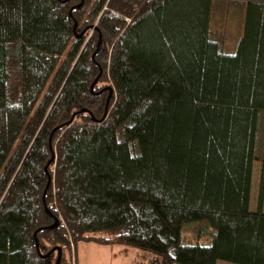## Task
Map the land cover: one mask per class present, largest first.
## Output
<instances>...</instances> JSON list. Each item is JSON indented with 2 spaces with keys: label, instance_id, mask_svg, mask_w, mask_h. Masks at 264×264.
<instances>
[{
  "label": "trees",
  "instance_id": "obj_1",
  "mask_svg": "<svg viewBox=\"0 0 264 264\" xmlns=\"http://www.w3.org/2000/svg\"><path fill=\"white\" fill-rule=\"evenodd\" d=\"M263 183L264 0H0V264H264Z\"/></svg>",
  "mask_w": 264,
  "mask_h": 264
},
{
  "label": "rangeland",
  "instance_id": "obj_2",
  "mask_svg": "<svg viewBox=\"0 0 264 264\" xmlns=\"http://www.w3.org/2000/svg\"><path fill=\"white\" fill-rule=\"evenodd\" d=\"M91 33V32H90ZM109 92V91H108ZM262 162L255 160L252 165V178L249 197V210L258 208L261 192ZM261 211L264 213V183L261 194ZM213 229L205 221H197L182 226L184 243L198 241L209 244ZM150 253L141 252L129 246L105 245L93 242H78L71 256L70 264H150ZM216 264H231L218 261Z\"/></svg>",
  "mask_w": 264,
  "mask_h": 264
},
{
  "label": "water",
  "instance_id": "obj_3",
  "mask_svg": "<svg viewBox=\"0 0 264 264\" xmlns=\"http://www.w3.org/2000/svg\"><path fill=\"white\" fill-rule=\"evenodd\" d=\"M93 58H94V55H93ZM93 86H94V83L92 84V88H93ZM92 88H91V89H92ZM111 94H112V89L109 88V95H108L107 102H106L105 113H104V116H103V118H102L101 120H103V119L107 116V106H108V103H109V99H110ZM101 120H100V121H101ZM48 165H49V164L46 165L45 170L47 169ZM49 183H50V180H48L47 185H46V187H45V189H44V192H43V199H44L45 194H46V191H47V189H48V187H49ZM57 224H58V220H57V219H54V223H53L52 226H50V228H54V227H56ZM35 245H36V248H37V252H38V254H40V253H39V249H38V243L36 242ZM45 257H47V256H45ZM59 261H60V252H59V255H58L57 259H56L55 264H59Z\"/></svg>",
  "mask_w": 264,
  "mask_h": 264
}]
</instances>
